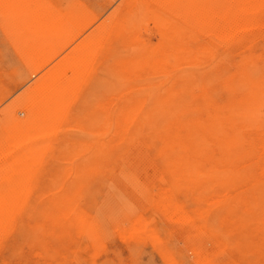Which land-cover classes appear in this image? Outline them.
I'll list each match as a JSON object with an SVG mask.
<instances>
[{
  "label": "rangeland",
  "instance_id": "obj_1",
  "mask_svg": "<svg viewBox=\"0 0 264 264\" xmlns=\"http://www.w3.org/2000/svg\"><path fill=\"white\" fill-rule=\"evenodd\" d=\"M0 264H264V0H0Z\"/></svg>",
  "mask_w": 264,
  "mask_h": 264
}]
</instances>
